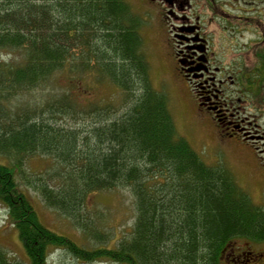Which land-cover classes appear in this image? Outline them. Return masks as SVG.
I'll use <instances>...</instances> for the list:
<instances>
[{"label":"trees","instance_id":"1","mask_svg":"<svg viewBox=\"0 0 264 264\" xmlns=\"http://www.w3.org/2000/svg\"><path fill=\"white\" fill-rule=\"evenodd\" d=\"M138 30L124 0H0V51L12 57L0 60V156L14 161L0 164V202L27 264H47L53 247L86 263L224 264L237 243L264 244V208L227 168L207 165L178 134L167 95L151 82ZM63 72L110 82L122 93L121 106L85 105L71 91L49 103L55 115L89 120L84 129L15 111L23 95ZM22 155H45L59 165L56 185L39 178L34 189L103 247L85 249L41 222L16 180ZM121 188L135 198L136 219L130 237L109 248L87 202ZM0 264L21 263L0 249Z\"/></svg>","mask_w":264,"mask_h":264},{"label":"rangeland","instance_id":"2","mask_svg":"<svg viewBox=\"0 0 264 264\" xmlns=\"http://www.w3.org/2000/svg\"><path fill=\"white\" fill-rule=\"evenodd\" d=\"M139 19V34L142 39V53L150 65L151 82L154 88L167 95L169 108L178 134L186 139L193 149L209 166H224L234 176L237 184L245 190L252 201L264 208V88L262 81L251 87L247 79L239 77V81L229 85L227 100L234 101L239 109L242 120L248 122L252 135L256 136L249 145L241 140L222 138L209 120L197 117L194 94L186 84H183L173 71V61L167 46L168 28L162 25V18L151 10L146 0H124ZM248 33V34H247ZM251 38L250 32L245 33L241 44ZM231 40V38H230ZM233 45L231 41V46ZM219 49L220 46H218ZM234 47L231 55L223 61L232 62L243 60V52L238 53ZM241 52V51H240ZM223 57V56H222ZM221 57V58H222ZM10 55L0 51V60L11 59ZM234 70H238L237 68ZM77 77V76H75ZM71 77L66 72L52 77L44 88H39L23 95L17 113L31 110L38 120H43L54 127L84 129L89 123L87 119L75 118L70 115L53 114L49 103L59 98L64 91H71V96L80 99L85 105L113 103L117 109L122 103V93L108 81H96L88 73L81 78ZM240 99V101H238ZM242 139V135H240ZM24 156V155H22ZM13 161V160H12ZM0 164L13 166L14 161L0 156ZM59 165L45 155L24 156L22 171L15 168L19 188L25 192L35 208L41 222L59 235L71 238L85 249L92 250L103 247L90 239L84 232L77 229L72 221L59 212L45 205L41 195L34 189L37 179L43 178L48 184H57L56 173ZM89 216L96 230L108 238L104 241L106 247L114 248L124 238H129L135 224V198L129 189H116L95 193L87 202ZM0 249L6 251L12 260L27 264L26 251L19 240L7 207L0 202ZM232 254V258L230 255ZM264 264V244L237 243L232 252L226 253L224 264ZM47 264H119L107 259L93 262H82L73 258L66 251L50 248Z\"/></svg>","mask_w":264,"mask_h":264},{"label":"flooded vegetation","instance_id":"3","mask_svg":"<svg viewBox=\"0 0 264 264\" xmlns=\"http://www.w3.org/2000/svg\"><path fill=\"white\" fill-rule=\"evenodd\" d=\"M146 4L168 28L173 71L194 94L197 117L212 122L222 138H239L249 145L256 136L225 93L239 77L251 87L258 86V78L264 88V0H146ZM246 32L251 38L241 44ZM235 46L243 60L224 65Z\"/></svg>","mask_w":264,"mask_h":264}]
</instances>
